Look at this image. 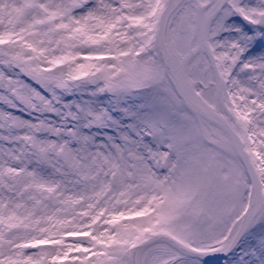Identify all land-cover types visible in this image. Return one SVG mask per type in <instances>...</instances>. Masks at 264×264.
Instances as JSON below:
<instances>
[{"label": "snow or ice", "instance_id": "obj_1", "mask_svg": "<svg viewBox=\"0 0 264 264\" xmlns=\"http://www.w3.org/2000/svg\"><path fill=\"white\" fill-rule=\"evenodd\" d=\"M0 264H264V0H0Z\"/></svg>", "mask_w": 264, "mask_h": 264}]
</instances>
